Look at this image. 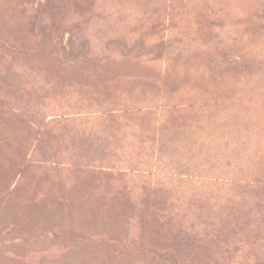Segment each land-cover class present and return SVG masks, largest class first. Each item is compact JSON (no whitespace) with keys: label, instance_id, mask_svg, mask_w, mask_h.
Here are the masks:
<instances>
[{"label":"rangeland","instance_id":"1","mask_svg":"<svg viewBox=\"0 0 264 264\" xmlns=\"http://www.w3.org/2000/svg\"><path fill=\"white\" fill-rule=\"evenodd\" d=\"M0 264H264V0H0Z\"/></svg>","mask_w":264,"mask_h":264},{"label":"trees","instance_id":"2","mask_svg":"<svg viewBox=\"0 0 264 264\" xmlns=\"http://www.w3.org/2000/svg\"><path fill=\"white\" fill-rule=\"evenodd\" d=\"M184 244H186V243H184Z\"/></svg>","mask_w":264,"mask_h":264}]
</instances>
